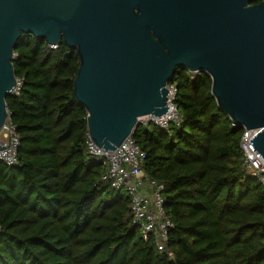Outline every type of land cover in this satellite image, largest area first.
Masks as SVG:
<instances>
[{"label":"trees","instance_id":"16d2710c","mask_svg":"<svg viewBox=\"0 0 264 264\" xmlns=\"http://www.w3.org/2000/svg\"><path fill=\"white\" fill-rule=\"evenodd\" d=\"M13 53L22 85L5 102L18 165L0 160V264H264V187L242 169L243 128L218 108L205 72L191 79L180 68L170 82L179 127L131 134L143 171L163 185L170 259L143 240L129 197L86 154L87 115L73 98L77 52L21 34Z\"/></svg>","mask_w":264,"mask_h":264},{"label":"water","instance_id":"95a60500","mask_svg":"<svg viewBox=\"0 0 264 264\" xmlns=\"http://www.w3.org/2000/svg\"><path fill=\"white\" fill-rule=\"evenodd\" d=\"M0 0V132L17 83L21 34L78 54L73 98L98 148H118L146 115L164 116L180 68L205 72L218 108L264 160V2ZM2 148L0 147V150Z\"/></svg>","mask_w":264,"mask_h":264},{"label":"built area","instance_id":"2783aa9c","mask_svg":"<svg viewBox=\"0 0 264 264\" xmlns=\"http://www.w3.org/2000/svg\"><path fill=\"white\" fill-rule=\"evenodd\" d=\"M55 48V47H51ZM194 79L199 73H190ZM22 82L17 79L12 95H19ZM166 90V104L169 110L164 116L157 117L146 115L139 118V125L147 126L153 124L161 130H167L171 124L179 127L182 119L176 106L177 89L174 84L168 83ZM9 113V111H8ZM232 127H236L232 123ZM256 130V129H252ZM252 130L243 129L239 148L243 153L242 169L252 178H256L264 187V160L253 145L248 141ZM19 145L15 126L7 118L4 128L0 132V160L7 166H17V148ZM86 154L93 159L101 161L104 174L101 179L111 189L124 192L130 200L132 211V223L137 225L141 231L144 241L152 238L160 252H163L173 259V253L168 248V233L173 227L171 221L166 217L163 203V185L143 171L146 155L131 135L118 148L112 151H105L98 148L95 143L86 135ZM1 231V229H0Z\"/></svg>","mask_w":264,"mask_h":264}]
</instances>
